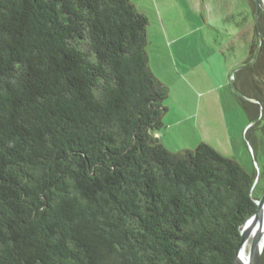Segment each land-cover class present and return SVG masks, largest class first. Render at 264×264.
Instances as JSON below:
<instances>
[{"label": "trees", "instance_id": "trees-1", "mask_svg": "<svg viewBox=\"0 0 264 264\" xmlns=\"http://www.w3.org/2000/svg\"><path fill=\"white\" fill-rule=\"evenodd\" d=\"M149 24L131 0H0V264H234L256 176L156 137Z\"/></svg>", "mask_w": 264, "mask_h": 264}, {"label": "rangeland", "instance_id": "rangeland-1", "mask_svg": "<svg viewBox=\"0 0 264 264\" xmlns=\"http://www.w3.org/2000/svg\"><path fill=\"white\" fill-rule=\"evenodd\" d=\"M131 1L150 19L151 70L169 89L163 101L167 111L161 142L175 153L207 143L256 176L255 196L260 199L264 193V90L260 95L253 83L257 78L256 84L264 89V78L256 70L249 73L244 64L249 56L245 45L254 38L264 0H259L255 14L252 0ZM204 25L205 29H198ZM183 33L188 34L173 44V56L171 42ZM255 61L254 56L250 63Z\"/></svg>", "mask_w": 264, "mask_h": 264}, {"label": "water", "instance_id": "water-1", "mask_svg": "<svg viewBox=\"0 0 264 264\" xmlns=\"http://www.w3.org/2000/svg\"><path fill=\"white\" fill-rule=\"evenodd\" d=\"M256 2V10L258 12L259 8V0H255ZM257 15V13H256ZM256 183L254 184V186ZM258 205L257 212L245 223L241 230V236H242V242L237 249L236 258L234 261V264H237L238 261V255L242 248V246L249 241L252 242L249 247V262L250 264H260L261 256L264 252V237L260 236L259 234L255 235V223L257 220L263 215L264 213V193L262 197L256 201ZM261 237V238H260ZM260 241H263L262 244H260Z\"/></svg>", "mask_w": 264, "mask_h": 264}, {"label": "bare ground", "instance_id": "bare-ground-1", "mask_svg": "<svg viewBox=\"0 0 264 264\" xmlns=\"http://www.w3.org/2000/svg\"><path fill=\"white\" fill-rule=\"evenodd\" d=\"M255 235L259 234L260 236L264 237V213L263 215L257 220L255 223ZM261 238V237H260ZM263 241H260L262 244ZM252 244L251 241L244 244L239 252L237 264H250L249 262V247Z\"/></svg>", "mask_w": 264, "mask_h": 264}, {"label": "crops", "instance_id": "crops-1", "mask_svg": "<svg viewBox=\"0 0 264 264\" xmlns=\"http://www.w3.org/2000/svg\"><path fill=\"white\" fill-rule=\"evenodd\" d=\"M212 26V23L210 24V27ZM207 27V25H204V27L203 26H198V29H201L202 30V28H206ZM167 31V30H166ZM205 31H207V30H205ZM167 33H168V31H167ZM189 33V32H188ZM188 33H186V34H181L179 37H177V38H175V39H173V43L169 40V42H171V45H170V49H171V53H172V55L173 56H175V54L173 53V50H172V47H173V44H176V43H178L179 41H180V39L182 38V37H184L185 35H187ZM167 36H168V34H167ZM175 42V43H174ZM250 44H251V42H250ZM250 44L248 45V44H246L245 45V47H247L248 48V54H249V47H250ZM246 48V49H247ZM171 55V54H170ZM248 57V56H247ZM150 60V59H149ZM222 63V61L221 60H218L217 61V63ZM150 66H152V65H150ZM151 69H153L152 67H151ZM160 79V78H159ZM162 82H164L163 80H161ZM156 137L157 138H159L160 139V141H161V139H162V132H159V133H157L156 134Z\"/></svg>", "mask_w": 264, "mask_h": 264}]
</instances>
